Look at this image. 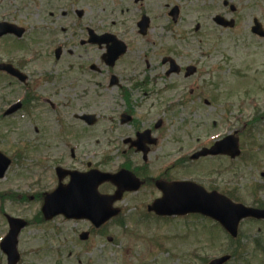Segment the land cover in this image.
Masks as SVG:
<instances>
[{"label": "rangeland", "instance_id": "rangeland-1", "mask_svg": "<svg viewBox=\"0 0 264 264\" xmlns=\"http://www.w3.org/2000/svg\"><path fill=\"white\" fill-rule=\"evenodd\" d=\"M29 1L0 0V20L13 21L22 26H25V22H36L38 20L36 15H31L32 18L25 16V2ZM235 1L239 7L237 14L241 17L237 27L223 29L214 26L210 16L223 13L222 4L221 9L206 15L203 48L207 54L200 67V74L204 69L206 79L215 82L214 85L206 87L203 83L204 78L198 75L195 77L197 84L192 93L194 102L184 107L167 108L164 112L169 101L181 98L182 92L184 95L188 94L191 83L189 79L183 82L182 88H170L160 94L161 101L158 102L157 108H149L147 104L140 107L138 114L142 118L152 120L166 119L160 132L163 147L151 155L150 172L154 176L159 174L158 168L177 153L175 149L178 146L183 145V150H194L203 142H207L209 135L227 129H241L243 124L247 123L243 131L248 132L249 129L251 131L248 137L241 138L246 143L245 156L243 160H237L234 171L217 176L218 189L234 192L240 200L248 204L252 202L264 204V39L258 40L250 31L251 16L260 14L259 7L264 6V0ZM192 19L193 17H189V23H192ZM20 40L25 43V34ZM18 42L13 36L0 39V61L11 60L17 63L19 59L28 55L25 45ZM30 45L38 46L37 40H33ZM28 69L35 76L34 79L44 71L38 60L32 62ZM172 80H176L174 75L165 81L168 83ZM7 81L8 78L0 79V113L11 102L22 99L23 95L21 84ZM33 85L37 86L36 91L44 93L47 97L52 95L55 86L45 82H34ZM160 85L164 86L163 80H160ZM118 91L119 89L115 88L108 92L104 86H94L90 101L89 99L75 101L63 108L66 120L73 125L68 136L59 133L55 113L50 106L42 102H39L30 114L21 111L13 117L0 120V148L10 155L17 150L24 152L21 157L23 163H15L7 176L0 179V191L14 190L31 197L28 201L7 200L3 204L5 213L22 216L31 221L19 236L18 248L23 253L22 264H141L138 262L144 260L142 257H146L145 260L159 259V264H199L201 261L199 257L218 256L228 249L229 242L226 236L220 234L221 244L218 245L221 246L213 243L215 239L209 238L211 225L198 218H180L167 223L156 217L137 214L136 210H132L124 219L125 225L112 224L104 236L92 234L86 242L81 241L78 235L81 231L89 229L90 224L87 222L63 221L62 218L41 224L33 222L38 215L41 202L32 196L54 187L56 158H59L62 151L69 153L64 144L67 142L73 143V146L78 144L80 149L76 153L79 156L97 151L95 153L99 154H95L93 159L95 161L102 159V141L109 122L100 117L94 126L87 127L74 115L94 113L97 116L100 114L107 116L109 111H118L115 99ZM248 96L253 98L247 99ZM198 97L208 98L210 104L206 105L202 99L198 100ZM62 99H66V96L54 100ZM252 100L256 101V106L252 105ZM241 115L242 122L235 121ZM124 128L130 130L132 127ZM201 163L200 166L199 163L193 165L184 163L172 169V172L175 177L197 179L206 175L200 170L225 168L228 160L215 159L206 162L203 160ZM118 164L110 163L108 168L114 169ZM186 168H189V171ZM147 198L148 192L144 191L137 196L128 195L126 201L130 203V208H133L139 199ZM243 228L244 231L251 230L249 234L255 235L258 228L264 229V224L252 227L249 223ZM7 230L5 215L0 213V238ZM108 235L113 238L111 242L107 240ZM160 240H166L168 243L165 245L164 242H159ZM216 240H219V236ZM162 243L165 245L163 253ZM244 243L242 250L244 259L235 257L230 264H264V255L258 250L254 252L246 240ZM0 258L3 259V264H6L1 251ZM156 263L153 261L151 264Z\"/></svg>", "mask_w": 264, "mask_h": 264}, {"label": "flooded vegetation", "instance_id": "flooded-vegetation-1", "mask_svg": "<svg viewBox=\"0 0 264 264\" xmlns=\"http://www.w3.org/2000/svg\"><path fill=\"white\" fill-rule=\"evenodd\" d=\"M221 4L223 13L210 16L214 26L222 28L216 16L223 15L234 19V27H237L241 17L237 14L239 7L235 0H30L25 2V16L36 15L38 20L25 22V37L37 40L34 57L44 68L41 75L56 72L53 78L60 88L53 97L66 96L67 102L74 103L89 99L94 86H104L108 92L115 88L122 90L126 109L107 113L109 123L103 142L105 163H117V160L111 161V154L121 152L116 159L122 156L121 163L131 165L147 185L145 178L150 173L151 155L163 147L160 132L166 119L142 118L129 102L141 90L157 108L160 94L170 88H182L183 82L194 76L186 72L190 65L197 66L198 71L205 61L206 15L221 9ZM259 8L260 14L251 16L253 36L256 19L264 28V6ZM189 17H193L192 23ZM112 51L119 55L111 58ZM31 62L25 61L29 79L34 76L28 69ZM173 75L176 80L170 82L174 85L166 83ZM160 80H163L162 87ZM25 88L29 90L30 83ZM190 92L193 93V89ZM182 93L177 100L189 98ZM192 99L194 102V97ZM201 99L204 98L198 97ZM125 126L132 128L128 130ZM144 130L150 132L142 144L143 149H147L146 156L131 146L132 141L126 142L127 138L134 140L137 133ZM127 131L131 132L124 134ZM76 158L72 153L63 165L70 169H89V161L84 163ZM170 175L168 167L160 174L163 180H170ZM151 182L155 184L153 178Z\"/></svg>", "mask_w": 264, "mask_h": 264}, {"label": "water", "instance_id": "water-1", "mask_svg": "<svg viewBox=\"0 0 264 264\" xmlns=\"http://www.w3.org/2000/svg\"><path fill=\"white\" fill-rule=\"evenodd\" d=\"M5 159L0 157V170L4 168ZM3 164V166H1ZM105 175V174H104ZM107 178L108 176L105 175ZM103 177L99 176V178L94 182V189L93 193H91L90 197L82 198V197H68L65 198V203L68 208L71 210H75L76 208H83L86 210V203H88V213L77 216H87L93 219V221L99 225L103 221H105L111 213H108L106 211H103L102 203H105V200L102 199V196H99L96 194V183L102 180ZM171 185V184H170ZM168 186V188L170 187ZM136 188V187H132ZM165 189V188H164ZM170 192L172 194H169L166 197V200L164 202H167V204L163 205L168 209H173L174 206L170 204V202L176 203V206L180 209H189V211L193 210H199V211H207L212 216H215L219 218L225 226H228L230 229H235L238 220L242 218L243 216L249 214L251 212V209L245 208L242 205H233L229 201L216 197L214 195H208L205 192H202L195 188L194 185L188 182L184 183H174L170 187ZM120 193L116 196H111L110 202L115 200L116 198H119ZM81 201V202H79ZM77 202H79L77 204ZM106 207V206H105ZM49 208H54V196H51V199L49 201ZM107 209L110 210V203L107 206ZM214 209H217V212H214ZM260 216H264V211L256 213ZM229 218V219H226ZM19 228H13V235L14 240L16 244L17 240V233L19 231ZM16 259H12L10 257V264H15Z\"/></svg>", "mask_w": 264, "mask_h": 264}]
</instances>
